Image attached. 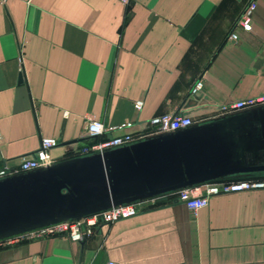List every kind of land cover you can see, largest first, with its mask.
<instances>
[{"label": "crops", "instance_id": "obj_1", "mask_svg": "<svg viewBox=\"0 0 264 264\" xmlns=\"http://www.w3.org/2000/svg\"><path fill=\"white\" fill-rule=\"evenodd\" d=\"M263 93L264 0H0V166L46 138L68 159L92 118L135 121L132 132L167 113L203 123ZM139 209L85 242L0 247V264H264V189L214 196L197 213L168 195Z\"/></svg>", "mask_w": 264, "mask_h": 264}, {"label": "water", "instance_id": "obj_2", "mask_svg": "<svg viewBox=\"0 0 264 264\" xmlns=\"http://www.w3.org/2000/svg\"><path fill=\"white\" fill-rule=\"evenodd\" d=\"M240 115L243 120L231 125L229 117ZM262 174L264 106L1 179L0 241L186 189Z\"/></svg>", "mask_w": 264, "mask_h": 264}, {"label": "built area", "instance_id": "obj_3", "mask_svg": "<svg viewBox=\"0 0 264 264\" xmlns=\"http://www.w3.org/2000/svg\"><path fill=\"white\" fill-rule=\"evenodd\" d=\"M122 1L124 4L130 3V0ZM256 7V3H252L238 22V25L245 31H250L252 29L251 17ZM231 39L236 40L237 35L233 34ZM201 89L202 83L199 81L194 86L192 92L195 94ZM261 106H264V93L221 105L218 108L217 116L233 115ZM135 108L140 110L142 108V102H136ZM196 123H198V120H195L192 116L167 113L153 116L145 123L144 130L132 132L131 130L137 125L135 121H128L118 126H106L103 122L92 118L86 121L84 131L81 135V140H86L87 143L80 145L74 150L73 154L76 157H85L96 153H104L109 150L133 144L150 136L171 133L188 128ZM58 146L59 143L56 139H43L40 149L34 155L24 158L16 165L3 163L0 166V180L13 175L51 166L57 162V159L52 155V150ZM262 188H264V180L249 179L232 182L223 181L186 189L174 193V196L176 201L183 203L193 213H197L199 210L207 207L210 199L214 196L248 192ZM139 204L140 203L112 208L85 217L81 220L63 222L14 236L0 241V247L55 237H64L72 242H83L95 236L98 228L103 225L137 216L140 211ZM107 264L118 263L110 261Z\"/></svg>", "mask_w": 264, "mask_h": 264}, {"label": "trees", "instance_id": "obj_4", "mask_svg": "<svg viewBox=\"0 0 264 264\" xmlns=\"http://www.w3.org/2000/svg\"><path fill=\"white\" fill-rule=\"evenodd\" d=\"M76 157L74 154H71V156L69 158H74ZM68 158V159H69ZM264 180V178H247V179H240V180H233V181H241V180ZM226 182H232V181H226ZM175 194H171V195H168L169 198H171V200H174L175 199Z\"/></svg>", "mask_w": 264, "mask_h": 264}, {"label": "rangeland", "instance_id": "obj_5", "mask_svg": "<svg viewBox=\"0 0 264 264\" xmlns=\"http://www.w3.org/2000/svg\"><path fill=\"white\" fill-rule=\"evenodd\" d=\"M262 189H264V188H262ZM262 189H257V190H262ZM252 191H256V190H252Z\"/></svg>", "mask_w": 264, "mask_h": 264}]
</instances>
